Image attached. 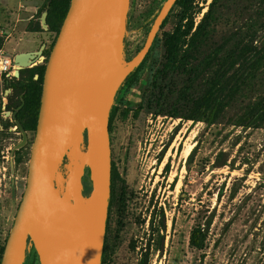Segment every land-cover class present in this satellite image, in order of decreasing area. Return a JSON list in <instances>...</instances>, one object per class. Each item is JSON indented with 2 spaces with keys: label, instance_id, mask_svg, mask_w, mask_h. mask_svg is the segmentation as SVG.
Masks as SVG:
<instances>
[{
  "label": "rangeland",
  "instance_id": "374dc122",
  "mask_svg": "<svg viewBox=\"0 0 264 264\" xmlns=\"http://www.w3.org/2000/svg\"><path fill=\"white\" fill-rule=\"evenodd\" d=\"M4 1L0 32L23 19L15 14H23L24 0ZM37 1L33 26L40 23L42 44L26 48L31 38L24 30L18 27L13 36L10 30L7 42L0 35V46L11 56L54 49L57 36L43 24L47 0ZM165 2L131 0L125 60L142 50ZM165 21L145 66L115 98L106 264H264V126H239L264 97V0H194L188 10L175 5ZM231 54L238 55V64L228 76L238 72L241 87L221 118L213 124L184 120ZM12 81L0 82V157L9 168L0 181V251L26 191L36 136L17 120L13 100L19 99L7 89ZM86 151L85 138L81 155ZM68 164L69 157L58 170L62 188ZM83 183L88 190L89 181ZM197 227L207 234L203 250L190 247ZM25 264L40 261L31 252Z\"/></svg>",
  "mask_w": 264,
  "mask_h": 264
},
{
  "label": "water",
  "instance_id": "95a60500",
  "mask_svg": "<svg viewBox=\"0 0 264 264\" xmlns=\"http://www.w3.org/2000/svg\"><path fill=\"white\" fill-rule=\"evenodd\" d=\"M177 2L166 0L144 47L127 61L131 0H72L46 66L27 187L1 264H25L31 244L40 264L103 263L112 186L111 112L118 90L145 60ZM43 24L46 27V15ZM45 48L15 56L18 77L43 60ZM113 55L136 66L118 86L112 85L103 65ZM85 138L87 156L82 161ZM66 157L69 177L62 188L58 170ZM87 173L89 194L83 183ZM47 225L68 227L53 249L44 240Z\"/></svg>",
  "mask_w": 264,
  "mask_h": 264
},
{
  "label": "trees",
  "instance_id": "16d2710c",
  "mask_svg": "<svg viewBox=\"0 0 264 264\" xmlns=\"http://www.w3.org/2000/svg\"><path fill=\"white\" fill-rule=\"evenodd\" d=\"M193 1L194 0H178L176 5L182 7L184 10H188V8L193 3ZM71 2L72 0H47L46 4L42 8V9L45 8L46 10L45 12L47 14L46 25L49 28L48 31L55 33L57 38L60 34V30L63 26L65 18L70 9ZM42 9H40V11H42ZM157 16L158 14L153 19L152 25ZM33 24L34 21H32L28 27L29 32L39 33L43 31L40 23L38 24L37 27H34ZM165 24L166 21L163 23L162 27ZM196 35L197 34H195V36ZM45 53L47 57H50L51 52L48 51ZM147 57L140 64V66L136 68L125 79V81L120 87L121 90L123 87L132 85L134 79L136 78L140 70L145 66L148 59ZM237 64H238V55L235 56L234 54H231L225 58V60L222 62L219 68L220 72L212 81L210 88L207 90L205 95L197 101L196 105L192 108L190 114L186 117H183L184 120L193 121L195 123L205 122V123L213 124L221 118L228 103H230L234 99V97L238 94L239 89L241 87L240 80L237 78L239 80V83L238 81H236L235 75L238 72H235L233 75L228 76L229 73L232 70H234V68H236ZM45 72H46V65L39 66L33 69L23 70L21 72L20 78L14 79L12 82H8V86H7V89H12L15 93V97L19 99V102L13 100V105L14 106L16 105L17 120L19 121V124L23 127L24 131H31L34 132L35 134L37 131L39 115H40ZM36 77H38L37 80H35ZM117 113H118V108L114 106L110 118V133H111L112 123ZM239 126L244 128H253V129H258L264 126V97L259 98L247 110V112L241 118L239 122ZM66 160L67 157L65 158L63 164L65 163ZM84 179H87L89 181L90 188L85 191V194H89L92 190V182L90 180L88 173L85 175ZM112 190H113V184L111 186L109 217L113 206ZM206 241H207V234L203 231L201 227H197L193 230L191 234L190 247L197 250H203L205 248ZM4 249L5 247L2 248L0 251V264L4 253ZM31 252H33L34 255L38 258L35 248L31 244L27 252V261L29 260ZM102 264H106V243H105V250L103 254Z\"/></svg>",
  "mask_w": 264,
  "mask_h": 264
},
{
  "label": "bare ground",
  "instance_id": "6f19581e",
  "mask_svg": "<svg viewBox=\"0 0 264 264\" xmlns=\"http://www.w3.org/2000/svg\"><path fill=\"white\" fill-rule=\"evenodd\" d=\"M42 59H45L44 53L42 54ZM103 65L109 74L113 86L121 84L136 68V66H128L127 64L120 62L115 55L104 61ZM189 152L190 150L185 153V156H187ZM86 156V154H82L81 160L84 161ZM67 229L68 227L66 225H47L43 233L46 244L53 249L64 237Z\"/></svg>",
  "mask_w": 264,
  "mask_h": 264
},
{
  "label": "crops",
  "instance_id": "0c3cea01",
  "mask_svg": "<svg viewBox=\"0 0 264 264\" xmlns=\"http://www.w3.org/2000/svg\"><path fill=\"white\" fill-rule=\"evenodd\" d=\"M8 2H9V0H8ZM38 2L39 1H37V0H24V2L21 1L19 8H21L20 10H21V12H23V14H21V13H16L15 14L16 15V19L20 18L23 15V19L20 22V25L19 24L16 25V28H12V27L9 26V28H7V29H9V31L4 32L5 33V37H6L8 35L7 33H10L11 31H12L11 36H13L14 32L17 30L18 27L21 30H24V33L26 34V36L31 38L30 42L25 44L24 46L26 48H30L31 50L36 49L37 46H39V44H42V38L40 37V33H35V32H29L28 31V27H29L30 23L32 21H35L36 14H38V12H39V8L40 7L38 5ZM0 3H5V1L4 0H0ZM22 9H24V11H22ZM25 10L27 12H25ZM26 17H28V19ZM3 39H5V38H3ZM23 52H25V51H19V52H17V55L21 54ZM15 55L16 54L14 53V56ZM2 159L4 160V159H6V157L4 156ZM7 164L8 163H6V162H2L1 161V157H0V174H2V176L0 177V181H3V179L5 177H7V174L3 171V168L6 167Z\"/></svg>",
  "mask_w": 264,
  "mask_h": 264
},
{
  "label": "built area",
  "instance_id": "2783aa9c",
  "mask_svg": "<svg viewBox=\"0 0 264 264\" xmlns=\"http://www.w3.org/2000/svg\"><path fill=\"white\" fill-rule=\"evenodd\" d=\"M1 38H5L6 41L9 40V35L5 37V33L3 31L0 32ZM18 66L15 64V56H11L4 48V46H0V82L6 80H14L18 79ZM9 117H11V113L9 112ZM8 163V162H6ZM8 166L3 168V171L8 173Z\"/></svg>",
  "mask_w": 264,
  "mask_h": 264
},
{
  "label": "flooded vegetation",
  "instance_id": "af4514ba",
  "mask_svg": "<svg viewBox=\"0 0 264 264\" xmlns=\"http://www.w3.org/2000/svg\"><path fill=\"white\" fill-rule=\"evenodd\" d=\"M128 23H129V20H128ZM44 56H45V58L47 57L46 53H44Z\"/></svg>",
  "mask_w": 264,
  "mask_h": 264
}]
</instances>
